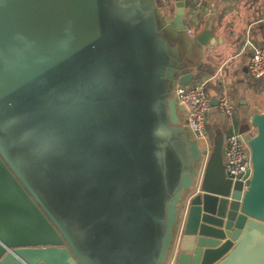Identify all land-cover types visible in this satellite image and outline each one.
Here are the masks:
<instances>
[{
  "label": "water",
  "instance_id": "1",
  "mask_svg": "<svg viewBox=\"0 0 264 264\" xmlns=\"http://www.w3.org/2000/svg\"><path fill=\"white\" fill-rule=\"evenodd\" d=\"M190 9L0 0V264H264V113L240 131L246 181L217 133L199 185L175 95L196 78Z\"/></svg>",
  "mask_w": 264,
  "mask_h": 264
},
{
  "label": "crops",
  "instance_id": "2",
  "mask_svg": "<svg viewBox=\"0 0 264 264\" xmlns=\"http://www.w3.org/2000/svg\"><path fill=\"white\" fill-rule=\"evenodd\" d=\"M209 17L214 18L217 44L200 47L195 36ZM186 19L189 34L185 43L197 79L207 83L212 100L226 94L235 107L231 118L221 115L217 106L208 118L225 139L249 125L255 112L264 113V80L255 81L248 71L250 43L264 46V0H209L201 12L190 9Z\"/></svg>",
  "mask_w": 264,
  "mask_h": 264
},
{
  "label": "built area",
  "instance_id": "3",
  "mask_svg": "<svg viewBox=\"0 0 264 264\" xmlns=\"http://www.w3.org/2000/svg\"><path fill=\"white\" fill-rule=\"evenodd\" d=\"M191 9L196 12L203 11L209 0H190ZM252 47V57L248 65V71L252 79L255 81L264 80V46H257L250 43ZM207 83L199 82L197 84H190L182 86L177 84L175 95L180 104L186 108L187 126L192 132L193 136L199 143L203 155V162L201 167V174L198 178L200 185L205 166L209 161L213 144L209 139L206 131V123L208 117L213 109L212 98L206 91ZM218 109L224 117L231 118L235 113V107L232 101L226 94L218 98ZM225 172L228 178L233 182L244 180L239 178L244 176L247 172H251V154L250 149L244 138V134L234 132L225 138ZM246 180H244L245 182ZM173 262L171 261L170 264Z\"/></svg>",
  "mask_w": 264,
  "mask_h": 264
},
{
  "label": "rangeland",
  "instance_id": "4",
  "mask_svg": "<svg viewBox=\"0 0 264 264\" xmlns=\"http://www.w3.org/2000/svg\"><path fill=\"white\" fill-rule=\"evenodd\" d=\"M158 7H159V12L161 13L162 16L166 17H172L174 15L175 11V0H159L158 1ZM223 131L213 133L214 135V140L215 136L217 133H222ZM223 134V133H222ZM214 146V143H213Z\"/></svg>",
  "mask_w": 264,
  "mask_h": 264
},
{
  "label": "trees",
  "instance_id": "5",
  "mask_svg": "<svg viewBox=\"0 0 264 264\" xmlns=\"http://www.w3.org/2000/svg\"><path fill=\"white\" fill-rule=\"evenodd\" d=\"M158 1L159 0H157V2ZM209 74H212V72H210ZM199 81H200V78L197 79V77H196L193 84H197V83H199ZM206 131H207V134L209 136V139L211 140V142L213 144L214 143V135H213V133L216 134V131H214V129L211 127V124L209 123V119L207 120V123H206Z\"/></svg>",
  "mask_w": 264,
  "mask_h": 264
},
{
  "label": "flooded vegetation",
  "instance_id": "6",
  "mask_svg": "<svg viewBox=\"0 0 264 264\" xmlns=\"http://www.w3.org/2000/svg\"><path fill=\"white\" fill-rule=\"evenodd\" d=\"M168 16H166V18H167Z\"/></svg>",
  "mask_w": 264,
  "mask_h": 264
}]
</instances>
